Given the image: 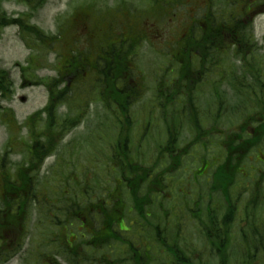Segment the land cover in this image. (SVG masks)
Instances as JSON below:
<instances>
[{"label": "trees", "instance_id": "obj_1", "mask_svg": "<svg viewBox=\"0 0 264 264\" xmlns=\"http://www.w3.org/2000/svg\"><path fill=\"white\" fill-rule=\"evenodd\" d=\"M18 1L31 2L33 3L31 6H33L37 0ZM179 1L185 2V0H172L174 5H178ZM91 7L94 5H88L78 10L75 23L71 25L72 29L83 30V25L90 20L88 11ZM132 13L141 16L138 23L134 24L126 19L123 21L122 32L112 34L114 30H121L118 26H110L106 30L108 31L106 36L100 39L102 46L108 49L102 58L110 57L111 61L120 59L117 64L123 68H126L128 58L134 57L137 47L145 35L140 37L138 35L144 31L140 24L142 19L149 17L154 20L157 15L164 14V11L155 3L148 15L137 10ZM102 18L106 21L104 16ZM11 24L19 26L21 32L30 37L29 39H34V36L39 34L42 43L47 42L39 30L34 26H29L26 20L9 19L1 9L0 0V31ZM198 24V29L206 33L200 35L202 38L201 47L204 49L213 48L209 35L217 29L215 15L208 13L200 19ZM224 47L222 46L221 52ZM204 56L207 57V54L205 53ZM111 70L117 74L122 69L114 67ZM53 81L49 82V86L53 85ZM12 91L13 83L10 81L8 72L0 70V99H11ZM64 92L56 94L51 90V98L45 110L48 117L45 120L38 119L37 117L40 115L38 113L31 117L24 126L19 127L20 130L23 127H29L30 138H24L26 155L23 156V162L14 165L16 170L11 172L8 160L1 159L0 183L4 184L1 187L2 193L0 192V264L6 263L21 252L26 239L31 238L29 228L32 225L29 226V224L34 219L33 215L35 216L33 229L37 231L36 235L40 234L47 238V243L43 241L44 246L48 248V252L43 254L44 264H61L56 259V255H62L69 260L68 264H74V262L76 264H166V258L169 256L172 257V264H264V194H253L250 200L240 198L239 194L235 197H231L229 194L237 174H239L237 169L252 155L255 149L264 144V101L259 99L257 105L244 108L238 130L226 133L218 140L224 148L222 152L225 151V158L214 172L211 187L212 191H222V196L228 205L226 206L227 211L232 212L238 209L243 213V222L249 226V231H240L239 239H236L227 223L229 216L223 215V220H221L217 211L214 210L222 208L223 199L219 201L221 204L211 202L206 206L203 202L204 198L199 196L195 201V209L198 211L197 214L196 212L191 213L195 216L190 217V225L192 232H199L206 242L201 246V250L199 246L192 245L190 248H183L189 241V233L185 232V228L189 226L183 219L185 215L177 213L171 219V234H164L162 237L159 228L155 232L147 231V234H156L154 236L156 245L153 247L155 252L149 258L139 260L138 255H133L132 248L124 249L125 244L132 242L135 238L129 236L123 239L120 233L114 230L113 224L116 219H114L113 212L120 206L119 198L122 194H131L135 201V208L140 211L142 216H145V211L152 215L153 212L156 213V220L152 217V225L156 224L159 218L162 219V208L159 207V201L165 199V194H176L175 186L172 187V181L167 177L174 174L184 161L183 154L177 153L175 147L179 138L176 126L181 122V119L174 122L173 132L169 134L167 141L161 142L162 147L158 150L157 157L142 151L136 155V152L128 147L130 128L127 125H122L116 138L117 141H122V144L120 149H116L114 161L110 166L111 170L121 178L118 180L119 186L111 193L119 194V196L110 198L112 204L108 206L101 201L91 206V204L84 203V197L87 199L94 194H89L86 190H82L83 192L80 194H69L68 188L61 193L51 190L53 194H49L48 191L44 192L47 188L43 191L39 190V179L35 176V171H39L44 160L57 152L63 134L82 119L79 117L61 118L55 113L61 104L69 103V95ZM262 96L264 97V94ZM189 103L192 104V102ZM245 105L250 106L251 103ZM78 110L85 111L83 108H78ZM12 113L11 109H5L4 115L12 116L9 120L11 125L14 123ZM240 114L241 112L238 117ZM197 118L187 117V122H182L185 125L191 124L193 131L198 135L192 143H201L200 140L208 135L216 137L215 130H206V127L201 126ZM178 121L180 122L178 123ZM250 130H252L251 133H249ZM114 133L113 129H110L109 132L105 129L103 136L106 135L107 138L113 139ZM12 134L17 133L13 132ZM21 139L18 138L14 141ZM260 179L264 181V171L261 173ZM65 180L69 181L67 177ZM57 183L53 184L57 185ZM43 184L45 185V183ZM253 190L257 189L254 187ZM184 194H186L185 191ZM209 197L214 199L212 196ZM205 208L210 211L203 213ZM192 210L191 208L189 211ZM135 243L137 244V240ZM56 245L60 246V250L54 252ZM123 254L127 255L125 261Z\"/></svg>", "mask_w": 264, "mask_h": 264}, {"label": "rangeland", "instance_id": "obj_2", "mask_svg": "<svg viewBox=\"0 0 264 264\" xmlns=\"http://www.w3.org/2000/svg\"><path fill=\"white\" fill-rule=\"evenodd\" d=\"M92 1L94 0H43L41 5L32 9L31 5L33 3L31 2L1 0L2 7L8 17L27 18L28 16H31L32 23L39 27L47 35L58 36L61 34L62 37L61 43L57 42V46L51 49L49 47L50 42L41 43L38 35H35L34 39H26L27 36L23 35L17 26L6 27L0 32V70L7 71L10 81L13 83L11 99H0V113H3L5 108H11L16 120L15 126L9 128L6 124V120H8L7 115L5 118L0 115V159L1 156L5 154L3 158L8 160V163L10 164L9 170L11 172L16 170L14 168L15 163L22 160L24 155V138H26L29 134L26 128L20 130L19 125L24 126V122H26L29 117L39 113L48 103L49 78L55 77L58 73V69H63L62 66L65 64V60L70 59L73 56L72 50L69 46L74 43L73 39L76 37L78 30L75 31L72 29L71 25L75 23L74 21L78 10L88 6ZM96 1H98L99 4L98 9H101L102 11L114 10L123 6V2L120 0ZM128 1L131 5L136 6L138 9H143L145 6H153L157 3L159 8L166 13H169V10L175 6L172 0ZM191 1L206 3L208 0ZM232 1L233 0H216L214 2L215 4L212 6V11L214 13L222 10L229 12V10L231 11L234 9ZM247 1L249 2L250 0ZM238 5L239 4L235 7ZM201 8V4L199 3L195 4L190 2L177 5L173 13L166 18V21L168 23L170 22L169 25L162 23L159 26V30L163 37L161 40L153 38L152 41L155 42L154 45L157 46V48L164 49L165 43L168 41L169 37H171L170 31H179L180 33L183 32L182 29L186 26V23L190 21V17L195 16L198 11L202 10ZM133 11L134 10L131 8H121L117 10V13L121 14L120 16L113 13L106 16V14L101 11L91 8L88 11L90 15L89 19H91L93 23L98 21L99 25L97 28H91L89 31H92L95 38H97L98 35L104 34L106 30H108L105 25L106 22L110 23V20L120 23L121 20L126 21V19H129L132 23L136 24L139 22L141 16L139 14L132 13ZM101 14L104 15L106 21H104ZM175 14L181 15V17L176 16ZM217 25L218 23H216V26ZM254 32L257 35V42L259 44L258 47L261 48V50L257 52L258 60L261 61L262 57L264 58V15L256 20ZM151 33L155 34V31ZM105 36V34L99 36L93 44H86L85 49H91L95 45L102 43L100 39H103ZM172 43L173 46H176L174 42ZM150 47L149 41H145L139 51L140 57L143 59L142 63L146 65H153L156 62L149 53L151 49ZM173 51L174 53L177 52L176 49H173ZM244 59L246 62L257 61L252 55L250 57L245 55ZM220 61L226 64L231 63L233 66H236L235 72L237 75L243 73V70L237 67L241 62L234 55L230 57H221ZM69 64L77 68L81 65V61L80 59H77ZM146 65L144 66L146 67ZM225 79H229L228 74ZM225 99L226 103L221 105V109L226 111V113H223L222 117L217 120L218 128L222 129L221 134L227 133L230 129L231 131H236L237 125L242 120L241 116L238 117V114L235 116L232 112H230L239 106L240 99L238 95L235 96L230 93L225 97ZM201 104L203 106V111H208L209 108L214 110L215 108L213 99L210 96H206L202 99ZM74 109L75 105H72V103L69 102L68 104L63 105L59 111L62 115L67 113L72 114ZM95 110L96 106L92 105L91 112ZM97 111H100V109ZM91 112L76 128L72 130L71 134L68 135L63 143V146L61 145L56 154L46 160L42 170L39 173H35V176L39 179L40 191L47 188L44 192L48 191L49 194H53L51 190L60 192L62 188L60 186L58 187V185L64 180L63 182L68 188V193L80 194L83 192L82 190H86L89 194H94L93 199L90 202L95 204L98 202V198H101L102 194H106L107 178L111 183L109 186L114 185L115 181L113 178L118 176V174L113 172L111 167L107 172L104 167L96 165H94L95 167H90L89 165L92 160L96 163L99 161L98 159L102 156L101 149L98 148L93 150L91 154L84 153L85 150L88 153L91 152L88 148L90 143L89 130L96 128L101 121V118ZM58 116L63 118L61 115ZM203 119H205L209 126H212L214 123V118L210 115H204ZM13 128L14 130H12ZM13 132H16L17 134H12ZM179 135V141L184 143L192 138L187 126H185L184 129H181ZM18 138L22 139L20 141H14ZM206 141L209 145L206 152L200 148L193 149L189 157L184 159L183 165L174 174L170 175L172 187L175 186L174 191L176 194H166L165 199L159 201V207L163 210H170V216L173 215L174 212H184V215L188 214L190 216L189 210L191 208L195 210V201L199 198V196L205 198L204 203L206 205L211 202H215L216 200H218L217 203L220 201L219 195H216L214 200L206 198L212 183L210 180L208 182L207 178L212 175L213 170L212 173H209V175H203L196 178L193 176V172L198 168L199 161L204 153L208 156V158H215L217 156V141L211 140V143L209 140ZM10 142L11 145H9ZM10 147L14 148L11 152L8 151ZM146 148L147 146L144 147V149ZM260 150L264 152V144L260 148L255 149L252 152V155L244 162V167L247 171L251 166H254L255 171L253 178L249 177V175L245 177L242 174L238 177L240 185L243 187L246 184L249 190L253 189V186L259 179V175L264 171V165L257 160ZM73 154H77L76 159ZM68 175L72 176V181L67 182V180L64 179L65 176L68 178ZM46 176L58 179L59 181L57 185L51 184V181L47 183ZM42 182L45 183V185ZM261 189L264 191V182L261 185ZM184 191L188 194H184ZM202 206H204V204H202ZM182 209L183 211H181ZM222 209L225 210L224 202L222 204ZM185 216L183 218L184 220ZM33 217V221L31 220L32 223L29 224V226L32 225V227L29 228L31 238L26 239L24 248L21 252L14 255L13 258L4 264H44L43 254L48 252V248L44 246L43 241H46L47 243V238L41 236L40 234L36 235L37 231L33 229L35 216L33 215ZM161 220L164 224V215H162ZM221 220H223V217H221ZM238 222L241 224L242 220H239ZM240 229V226H234V237L236 239L239 238ZM55 231H58V229H55ZM248 231L249 227H246L243 230V232ZM185 232L190 233L189 238L194 239L192 246H202L204 243L206 244L202 235L194 234L192 232L191 225L187 227ZM56 246L57 247L54 252L60 250V246ZM59 259L63 262L60 256Z\"/></svg>", "mask_w": 264, "mask_h": 264}, {"label": "flooded vegetation", "instance_id": "obj_3", "mask_svg": "<svg viewBox=\"0 0 264 264\" xmlns=\"http://www.w3.org/2000/svg\"><path fill=\"white\" fill-rule=\"evenodd\" d=\"M254 11L257 10L254 9ZM252 12L251 10L249 15L244 19V25H249L254 21L255 12ZM187 33L189 37L186 39V43L193 44L196 34L190 31ZM244 33V30L239 32L232 31L230 35L237 38L238 34L243 35ZM215 35H226V32H216ZM99 50L101 54L99 57L102 58L108 49L101 47ZM106 59L111 60L110 57ZM91 60L94 61V59ZM133 60V56L128 58L126 68L117 64V68L122 69L117 74H114V70L110 69L109 75L111 78L106 80L105 94L102 96V103L104 104L102 116L106 120V128L108 130L114 127L120 130L122 125H127L130 129L138 127L142 131L147 130L149 134L143 133L139 136V143L140 141H146L147 138L149 145L155 143V136L151 134V131L154 127V121L152 120L157 116L165 117L166 119H171L174 116L202 117L206 114L217 116L220 111H215L212 108H209L208 111H203L202 99L206 96H210L214 100L221 99L222 87H228V91L231 93H238L237 85L232 80L225 79L227 78V74L222 73V71H225L226 68L220 62L205 63L203 61H194L189 56L181 64H174L172 57L168 56L165 64L154 63L150 65L148 71L149 78L144 79L138 70L137 63ZM118 61L120 59L113 60L112 65H115ZM246 66L249 70L250 80L242 81L241 85L247 86L246 91L254 95L258 83L264 86V81L254 78L252 76V66L249 64H246ZM175 67L177 68L175 69ZM135 75H137L136 78H134ZM261 78L264 79V74L261 75ZM189 102H192V104ZM136 118L148 119V122H124L125 120ZM208 166L209 164L205 162L204 170ZM115 196H119V194H104L106 199L103 200V204L106 206L110 205L109 199ZM209 196L215 197L216 194H209ZM119 200L121 201L120 206L113 213L114 219L118 223L117 227L119 228L120 235L123 239L132 236L137 240L138 244L135 243V239L127 243L124 241L127 244H125L124 249L132 248L133 255H138L139 260L149 258L154 253L153 247L156 245L154 236L156 234H147V231L153 230L155 232L159 228L162 237H164V234H171V219L173 215L170 216V210H162V215L165 217L164 224L159 218L157 223L152 225V217L156 220V213L153 212L152 215L145 211V216H142L140 211L134 208V204L132 203L134 199L130 198V194H122ZM214 210L217 211L216 213L220 217L227 213L223 209ZM197 211L198 209L190 211V216L185 214L188 226L190 225V217L195 216V214L191 215V213L196 212L197 214ZM206 211L209 212L210 210L205 208L203 213ZM113 228L116 230L115 226ZM168 244L171 243L168 242ZM123 255L127 256L126 254ZM166 264H172L171 256L166 258Z\"/></svg>", "mask_w": 264, "mask_h": 264}]
</instances>
